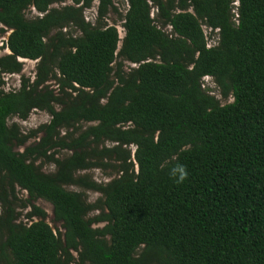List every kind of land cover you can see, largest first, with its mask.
<instances>
[{"label":"trees","instance_id":"16d2710c","mask_svg":"<svg viewBox=\"0 0 264 264\" xmlns=\"http://www.w3.org/2000/svg\"><path fill=\"white\" fill-rule=\"evenodd\" d=\"M67 1L0 0L10 52L0 57V264H264V0H125L123 38L105 22L116 0L52 7ZM202 26L218 30L215 47ZM20 59L36 62L34 79L5 92ZM205 77L232 102L209 95ZM32 111L49 122L28 133L8 124ZM108 161L118 175L107 183L77 176Z\"/></svg>","mask_w":264,"mask_h":264},{"label":"rangeland","instance_id":"374dc122","mask_svg":"<svg viewBox=\"0 0 264 264\" xmlns=\"http://www.w3.org/2000/svg\"><path fill=\"white\" fill-rule=\"evenodd\" d=\"M68 4H71L70 0L64 4H56V5H53L52 7L59 8L61 6L68 5ZM96 4L97 3L95 2L91 9L85 10V12H84L85 20L92 23V24L94 23L95 17H96ZM114 6L117 9V13L111 10L106 17L105 22L109 26L114 25L117 28L119 37L123 38L124 31L121 27V24H122L121 20H122L123 15L125 14V11L127 10L128 6H127L125 0H116ZM36 15L37 14L32 10H28L26 12L27 18H31V17H34ZM154 15H155V11L152 10V16H154ZM0 28H2V27L0 26ZM69 31L70 32L72 31L73 35H78L77 33L73 32L72 29H67V32H69ZM205 34L207 35L209 41L212 40L211 42H214L217 38L216 33L213 34V33H209L208 31H205ZM7 37H8V32H5L4 34L0 33V57L6 55V53H7V50L4 49V46H3V43L6 41ZM120 45L121 44H119V48H120ZM35 66H36V62H23V67H22V70L19 74L3 75L2 79L4 81L5 92L18 90L19 85H20V79L22 76L25 78H29L30 81L32 82V80L34 79V74H35ZM125 66L128 67L127 64H125ZM49 84H54V82H50ZM203 85H204V89L209 94L214 96L216 99L220 100L221 104L232 102V98H229L226 101L221 99L218 88L212 79H205L203 82ZM49 120H50V116L47 113L40 112V111H32L31 114L29 115V117L25 121H21V120H18L17 118H13V119L8 121V124L16 123L20 126L23 133H28L30 131H34V130L38 129L39 126L48 123ZM87 126H89V124L82 123L77 127L76 131H73L69 134H74V136H78V134L81 131L85 130L87 128ZM65 134H66V131L62 130L60 132V137L64 136ZM41 136L42 135L39 134L38 138H40ZM38 138L30 139L26 143L25 147L34 145L38 141ZM105 146L108 147L111 145L106 143ZM131 149L134 150L133 147H131ZM16 150L21 151V150H23V148H20V149L17 148ZM69 154H70V152L63 150V151H59V153L57 154L56 157L62 158V157H65ZM37 164H40V166L42 167L41 169L44 173L54 172V167L52 165H48L47 163H43L42 161L38 162ZM108 164H110V166L105 168V169H93L90 171L79 172L77 174V176H79V177L86 176L97 184L107 183L111 179L117 177V175H118L117 169H116L117 165H116L115 161H108ZM68 190L82 193L85 196V198L89 204L100 203V201H102L100 194L95 193L93 191H88V190H85L83 188H79L76 186L70 187V188H68ZM16 197H17V201L13 205L14 212L19 213L21 215L19 217V221H22L23 223H25L26 222L25 214L27 212H29L30 209L22 210L21 205H22V202L27 199V194L25 192L19 190L18 188H16ZM32 204L34 206L40 208L41 210H43L46 213V215H47L46 222L49 224V226L52 228V230H54V231L58 230L60 232H63V230L61 228V224L55 223L53 221V214H52L53 209L49 203H47L43 200H36V201L32 202ZM3 212H4V210L0 206V215H2ZM98 213L99 212H93L92 214L89 215V218L97 215ZM101 226H102V224L94 225V227H101ZM74 257L76 258L75 254H74Z\"/></svg>","mask_w":264,"mask_h":264},{"label":"built area","instance_id":"2783aa9c","mask_svg":"<svg viewBox=\"0 0 264 264\" xmlns=\"http://www.w3.org/2000/svg\"><path fill=\"white\" fill-rule=\"evenodd\" d=\"M233 5L235 6V7H238V1L237 0H233ZM234 13H235V16H236V18L238 17L237 15H236V11H233ZM235 18V19H236ZM236 23H237V21H235ZM202 29H203V32H204V34H205V31H208L209 33H212V29H210V28H207L206 26H202ZM214 33H216V36H217V33H218V30H215L214 31ZM205 36H206V48L207 49H211V48H213V47H215L216 45H217V43H218V36H217V38H216V40L214 41V42H211V41H209V39H208V37H207V35L205 34ZM132 67H135L134 65H132ZM205 79H211L210 77H205V78H203V80H202V88L204 89V85H203V82H204V80ZM205 90V89H204ZM209 94V93H208ZM209 95H211V94H209ZM212 96V95H211Z\"/></svg>","mask_w":264,"mask_h":264},{"label":"clouds","instance_id":"9594fccd","mask_svg":"<svg viewBox=\"0 0 264 264\" xmlns=\"http://www.w3.org/2000/svg\"><path fill=\"white\" fill-rule=\"evenodd\" d=\"M169 174L177 183H181L187 178V171L183 165L171 168Z\"/></svg>","mask_w":264,"mask_h":264},{"label":"bare ground","instance_id":"6f19581e","mask_svg":"<svg viewBox=\"0 0 264 264\" xmlns=\"http://www.w3.org/2000/svg\"><path fill=\"white\" fill-rule=\"evenodd\" d=\"M6 54H10L9 50H7V53ZM19 61L21 62H32V61H29V60H23V59H20Z\"/></svg>","mask_w":264,"mask_h":264}]
</instances>
